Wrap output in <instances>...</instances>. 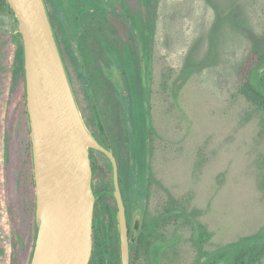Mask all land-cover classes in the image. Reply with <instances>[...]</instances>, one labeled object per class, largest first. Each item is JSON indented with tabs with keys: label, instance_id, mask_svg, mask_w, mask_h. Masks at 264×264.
Segmentation results:
<instances>
[{
	"label": "rangeland",
	"instance_id": "obj_1",
	"mask_svg": "<svg viewBox=\"0 0 264 264\" xmlns=\"http://www.w3.org/2000/svg\"><path fill=\"white\" fill-rule=\"evenodd\" d=\"M48 1L54 10L67 8L69 1L95 0ZM119 1L134 15L139 44L125 18L104 25L95 20L92 51L101 52L100 30L112 33L123 58L130 45L141 58L134 71L144 85L140 109H148L147 118L145 108L139 114L140 174L146 178L126 181V190L132 205L143 211V233L151 239L158 234L168 244L160 258L155 254L156 264H195L198 223L213 233L205 251L264 227L263 114L239 92L242 63L251 49L264 44V0ZM16 29V17L0 12V30ZM19 101L16 92L0 237L12 245L13 226L19 227L26 246L14 251L15 264H25L33 236L26 198L33 173L26 163L30 126ZM9 205L15 206V224ZM112 237L102 238L107 264L114 261ZM145 247L134 250L131 264H152Z\"/></svg>",
	"mask_w": 264,
	"mask_h": 264
},
{
	"label": "water",
	"instance_id": "obj_2",
	"mask_svg": "<svg viewBox=\"0 0 264 264\" xmlns=\"http://www.w3.org/2000/svg\"><path fill=\"white\" fill-rule=\"evenodd\" d=\"M7 1L19 20L24 43L36 196L30 264H90L96 205L90 148L106 154L114 167L121 264H130L129 225L117 161L85 123L46 2Z\"/></svg>",
	"mask_w": 264,
	"mask_h": 264
},
{
	"label": "flooded vegetation",
	"instance_id": "obj_3",
	"mask_svg": "<svg viewBox=\"0 0 264 264\" xmlns=\"http://www.w3.org/2000/svg\"><path fill=\"white\" fill-rule=\"evenodd\" d=\"M106 1L112 3L111 7ZM45 2L86 125L103 146L112 150L117 161L119 185L129 225L131 264L135 253L134 243L139 241L143 230V211L138 203L132 205L125 183L128 180L141 182L146 178L140 174L143 165L140 162L139 114L145 108L147 118L148 109L146 106L140 109L144 85L141 78L139 81L138 72L134 71L141 58L136 57L132 45L123 58L112 33L100 30L101 45L98 47L101 52L95 56L92 51L95 41L92 38L96 28L91 22L96 20L104 25L108 21L121 22V18H125L139 44L137 24L134 15L123 10L119 0L69 1L67 8L56 5L54 10H51L48 0ZM77 4L76 13L70 17L72 7ZM143 101L146 103V99ZM90 157L96 201L102 192L106 194L107 206L97 211L101 237L113 236L114 250L117 242L115 226L119 231L114 167L108 156L95 148H90ZM132 207L137 209L133 210ZM114 211L115 226L111 218Z\"/></svg>",
	"mask_w": 264,
	"mask_h": 264
},
{
	"label": "trees",
	"instance_id": "obj_4",
	"mask_svg": "<svg viewBox=\"0 0 264 264\" xmlns=\"http://www.w3.org/2000/svg\"><path fill=\"white\" fill-rule=\"evenodd\" d=\"M0 12L12 14L16 17L14 10L10 7L7 0H0ZM16 31L14 33L0 30V200L5 201L8 183V156L9 143L13 133L9 125L10 107L15 98L16 92L20 96L19 104L26 115L27 122L29 116L26 104V83H25V63H24V43L22 35L19 32V20L16 17ZM264 42V34L260 37ZM240 87L239 92L244 95L258 110L262 111V123L264 128V44L255 46L250 50L248 56L241 65L239 71ZM30 129V127H29ZM27 165H30L33 173V151L32 140L29 131V153L26 158ZM31 189H27V201L32 213L33 236L31 245L28 248V255L25 264H30L32 257L35 236H36V196L35 179L32 175ZM106 194L97 197L93 230V253L90 264H107L103 250L101 237V223L97 220L98 210L107 206ZM102 202V204H100ZM14 205L7 207V213L11 223L15 221ZM101 208V209H102ZM108 211V209H106ZM111 212V211H110ZM114 226L116 224L115 211L111 214ZM17 223V222H16ZM15 224V223H14ZM116 229V248L112 250L114 261L112 264H121V252L119 247L120 236ZM141 231L139 241L135 244L134 250L139 252L140 246L145 244V255H147L152 264H156L157 259L161 257L163 250L168 245L163 242L160 235H147ZM199 246V254L195 264H219L224 261L225 264H258L264 260V227L257 233L243 236L231 243L225 244L214 251L203 250V244L208 242L213 236L206 226L202 223L197 224L196 230ZM12 245H6L5 239L0 237V264H15V250L24 249L26 246L24 234L19 227L13 226ZM156 250V251H155ZM21 258H19L20 260ZM159 261V260H158Z\"/></svg>",
	"mask_w": 264,
	"mask_h": 264
}]
</instances>
